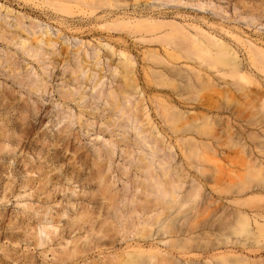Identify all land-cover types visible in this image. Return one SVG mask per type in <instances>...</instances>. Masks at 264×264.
<instances>
[{"label":"rangeland","instance_id":"374dc122","mask_svg":"<svg viewBox=\"0 0 264 264\" xmlns=\"http://www.w3.org/2000/svg\"><path fill=\"white\" fill-rule=\"evenodd\" d=\"M100 1L80 0L64 15L44 0H0V264H264V73L249 66L252 46L264 52V0ZM116 18L156 19L167 24L162 32L212 36L236 53L252 83L236 90L228 78L204 87L192 62L169 57L170 46L109 30ZM121 52L133 59L131 77L141 89L124 106L146 107L155 133L165 126L158 97L180 100L187 118L222 119L215 125L221 146L214 141L195 155L177 135L167 146L150 138L149 145L159 140L165 181H187L177 203L160 206L157 226H150L155 213L139 208L134 163L150 147L109 108L113 91L125 96V79L112 74L123 67ZM150 53L171 60L182 76L153 65ZM201 100L222 110L198 108ZM193 181L204 187L186 204ZM80 218L87 223L77 224Z\"/></svg>","mask_w":264,"mask_h":264},{"label":"bare ground","instance_id":"6f19581e","mask_svg":"<svg viewBox=\"0 0 264 264\" xmlns=\"http://www.w3.org/2000/svg\"><path fill=\"white\" fill-rule=\"evenodd\" d=\"M113 1L120 2L121 0H101L98 6H111ZM44 2L52 7L57 13L64 15L73 14V5L75 3L80 4V0H44ZM90 6L96 8L97 2L94 1L92 5L90 4ZM18 19L20 20V18H17L16 20ZM164 25L167 24L156 19L132 20L116 18L109 21L107 27L109 30L114 32L132 31L134 33H141L144 34V37L150 39L151 43L170 46L171 48L167 50L169 57L175 61L185 59L192 62V64L195 65V67H193L194 80L202 82V86L210 85L214 88L215 84L212 81L215 82V80H226L228 78L233 80L232 86L236 90L244 89L246 85L252 83L251 77L246 73L247 70L241 67L236 61V53L234 52L233 54V50L226 44L216 40L212 36H206V39L196 38L187 32L184 33L182 29L180 30L176 27H172L170 31L162 32L161 29ZM18 27H21L20 23H18ZM201 34H203V32L199 31V35ZM40 44H42V42ZM23 46L26 48L27 43L23 42ZM105 47L111 52L112 56L118 57V54L109 45H105ZM250 49V72H253L254 69H258L264 73V52L255 46H252ZM119 55L123 67H116L112 74H117L125 79L126 82L123 92V95L125 96L122 99L117 91H113L110 96L109 108L114 113V115L119 116V118L126 119L127 123L131 124V128L134 126V130L139 136L140 142L149 145L152 143L150 138H153L154 135H156L155 138L161 137L162 142L167 146L168 143L166 138L171 140L172 138H175V135H177L180 142L184 141L190 145L192 148L190 153L192 155L197 154L198 150L202 151L203 149H211V145L214 143V141H217L215 125H222V119L219 120V118L209 115H206L202 118H187L186 113L181 112L180 107L183 105V103L180 100L174 96H165L166 98L158 97L153 101V103L158 116L165 126L162 129L164 134L162 132L155 133L153 130L157 129V127L155 126L153 119L146 107L141 106L140 108L139 106H124V103L130 101V97H132V95L140 94L141 89L136 80L131 77L134 73L133 59L124 52H121ZM148 60L149 62L151 61V63H154L153 65L157 64L156 66H161L164 71L173 77L182 76L183 71L177 70L173 66V63H171V60L166 59L159 53H150L148 55ZM99 62L100 57L97 59L96 65L99 64ZM86 69L87 67L83 68V71L80 73V78L81 76L85 75ZM244 69L246 72H244ZM69 94H71V92L66 93V95ZM86 98V95L82 94L79 104L85 103ZM124 100L126 102H124ZM201 107L222 110L218 106H213L210 100H201L198 104V108ZM260 111L263 114L262 118H264V102ZM233 115L236 116L238 121L243 120V118L240 115H237V113H234ZM189 120H200L201 124L197 126ZM177 121L179 123L180 121H187L191 122L192 124H190L187 129L182 130L177 126ZM180 133L182 134L181 136H179ZM251 138H254V136H251ZM158 142L159 140L156 139L155 145H149L151 153H145L144 151L140 152V155L136 158V161H134L140 173V179L138 180L139 186L137 188V191L140 194V196H138V198H140L139 208L143 213H155L152 215V217H155V220L150 226L163 224L164 220L162 217L165 213V208L160 210V206L164 207L177 203L180 190L184 185L187 184L185 177L181 178V184L179 185L174 180L165 181V177H167L168 174V169L166 164H164V160L159 161V151L157 149ZM215 146L216 148L220 147L221 141L218 140ZM170 149L172 150L173 147H170ZM102 182H104V180H102ZM193 185L194 187L192 195L190 199L185 202L186 204H195L196 200L200 196V191H202L204 187L203 184L198 181H193ZM152 207H154L157 211L154 212ZM170 208H173V206ZM78 223H87V220L85 218H80L77 220V224ZM160 232H162L164 235L169 234L168 229L164 225H162Z\"/></svg>","mask_w":264,"mask_h":264}]
</instances>
